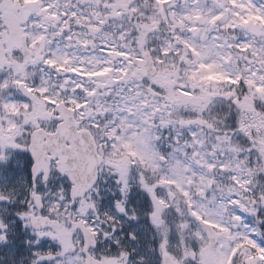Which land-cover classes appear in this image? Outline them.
<instances>
[{"label":"snow or ice","instance_id":"6c2138e0","mask_svg":"<svg viewBox=\"0 0 264 264\" xmlns=\"http://www.w3.org/2000/svg\"><path fill=\"white\" fill-rule=\"evenodd\" d=\"M8 264H264V0H0Z\"/></svg>","mask_w":264,"mask_h":264},{"label":"flooded vegetation","instance_id":"af4514ba","mask_svg":"<svg viewBox=\"0 0 264 264\" xmlns=\"http://www.w3.org/2000/svg\"><path fill=\"white\" fill-rule=\"evenodd\" d=\"M0 264H8L7 259L5 258V253L0 252Z\"/></svg>","mask_w":264,"mask_h":264}]
</instances>
